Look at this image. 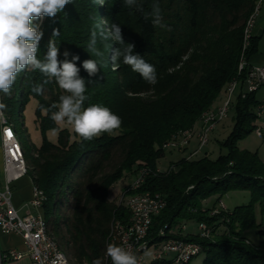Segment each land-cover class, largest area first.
Wrapping results in <instances>:
<instances>
[{
    "label": "trees",
    "instance_id": "16d2710c",
    "mask_svg": "<svg viewBox=\"0 0 264 264\" xmlns=\"http://www.w3.org/2000/svg\"><path fill=\"white\" fill-rule=\"evenodd\" d=\"M138 3L143 11L125 7L124 0H103V5L100 0H72L55 18L33 21L43 31L38 58L46 55L50 40L59 48L58 60L65 59V51L70 53L69 60L78 55L76 64L88 96L84 107H108L121 118L118 130L90 141L72 139L67 129H60L50 118L51 112L42 110L59 103L60 95L66 93L54 80L45 83L47 78L39 70L22 71L11 95L0 93L1 103L6 105L1 111L21 139L26 174L42 192L40 207L47 231L61 249L68 248L73 264H92L96 259L112 264L110 258L105 259L111 224L115 220L127 224L130 213L109 199V187L127 174L148 170L139 190L160 193L166 200L152 219L151 241L170 238L173 227L181 222H202L210 228L209 237L186 232L189 240L200 244L197 256H204L202 264H264V223H256L254 214V203L264 213V160L256 152L237 146V141L253 130L259 102L257 91L241 95L245 75L238 71L243 30L255 0ZM154 3L160 5L165 27H154L150 19H144ZM113 24L120 26L124 42L134 45V54L155 66L154 85L123 63L118 50L126 45L108 35ZM54 30L59 36H53ZM93 32L100 56L88 49ZM257 41L251 37L244 50L248 60L257 52ZM87 59L101 65L94 76L82 66ZM233 79H237L239 89L232 106V129L220 143L226 152L215 158L206 151L200 156V152L182 156L167 171L159 172L157 161L164 156L163 144L198 121L201 126L202 113L210 110ZM38 85L42 87L39 95L32 91ZM31 99L36 100L34 123L42 141L28 145L21 135L27 132L24 112ZM230 102L231 98L229 106ZM49 129L57 130L56 142L46 138ZM232 190L249 191L250 202L231 211L204 204L212 196L219 201ZM159 228L164 235H158ZM250 230L257 242L247 234Z\"/></svg>",
    "mask_w": 264,
    "mask_h": 264
},
{
    "label": "clouds",
    "instance_id": "9594fccd",
    "mask_svg": "<svg viewBox=\"0 0 264 264\" xmlns=\"http://www.w3.org/2000/svg\"><path fill=\"white\" fill-rule=\"evenodd\" d=\"M70 3L72 0H0V93L10 96L17 76L22 71L39 70L47 78L45 83L54 80L66 93L60 95L59 103L42 110L51 112L50 118L56 124L66 122L79 137L90 141L102 133L111 134L118 130L122 124L121 118L103 105L92 104L84 107L88 96L85 94V79L80 77V69L76 64L80 59L78 55H72L69 60L67 57L70 53L65 51V59L58 60L59 48L50 40L46 55L43 59L38 58L43 31L40 25L33 21L42 17L55 18ZM100 3L103 5V0H100ZM124 6L143 11L138 0H124ZM144 19H150L154 27H165L159 3L152 5L151 12L145 14ZM108 35L118 43L126 45L122 50H118L123 63L130 66L132 71L138 73L147 83L154 85L157 82L155 66L140 55L134 54V45L124 42L120 26L113 24ZM53 36H59V31L54 30ZM95 36L96 33L93 32L88 49L100 56V52L95 48ZM82 66L89 76H94L101 69V65L94 59L84 60ZM32 91L38 95L42 94V87L34 86ZM5 108L6 105L0 103V110ZM105 254L112 264H138L136 254L114 243L107 245ZM92 264H102V261L96 259Z\"/></svg>",
    "mask_w": 264,
    "mask_h": 264
},
{
    "label": "built area",
    "instance_id": "2783aa9c",
    "mask_svg": "<svg viewBox=\"0 0 264 264\" xmlns=\"http://www.w3.org/2000/svg\"><path fill=\"white\" fill-rule=\"evenodd\" d=\"M262 1L259 3L257 8V15H259ZM256 19V16H255ZM250 33L248 46L250 44ZM244 71V78L242 82L243 89H241V95L253 91H257L260 88H264V65H253L247 58H242L241 72ZM240 72V73H241ZM240 74H238L239 76ZM239 86H234L228 90L227 101L224 105H220L211 113V119H206V129H215L217 124L222 120L220 119V112L227 108L229 105V97H232ZM255 121L253 131L257 137L264 139V100L258 102L255 107ZM1 123V143L3 151V165L2 170L5 177V189L0 190V229L4 233H15L19 234L26 245L25 250L7 249L0 251V264H6L11 261H16L24 256H28L31 264H61V261L56 258L55 252L52 251L51 247L45 239H43L40 233V217L39 214L26 213L20 215L17 209L13 206L10 197V185L13 181L22 177L19 174L17 167V161L13 158L10 142L8 136L4 131V125ZM198 140V148L195 149V153L200 152L207 143L204 142V136H196ZM181 145V144H180ZM149 174H138L135 173L133 176V182L125 188L123 193V200H115L117 205H124L129 210V205H137V212L132 213V220L127 223V228L119 229L123 231L122 242H119V246L125 247L127 250L140 256V264H144L147 258L144 252L147 251L151 246L153 248L151 252V258L165 259V261H173V264H187L188 259H192L197 255L200 244L198 242L189 240L186 237L187 223L181 222L174 227L171 231L169 241H165L162 247H153L149 245V238L151 236L150 226L152 219L159 214V206H165L166 200L158 197H148L144 200H124V193L126 190H132L134 185H142L145 183L146 178ZM29 204L40 208V199L38 195H32ZM220 208L225 209L223 206ZM217 209L213 211L216 213ZM196 233L202 237L207 238L210 236V228L202 222L196 224ZM160 230V228H159ZM158 231L156 232V234ZM110 235L108 236L106 245L109 244ZM106 261L108 257L105 254Z\"/></svg>",
    "mask_w": 264,
    "mask_h": 264
},
{
    "label": "rangeland",
    "instance_id": "374dc122",
    "mask_svg": "<svg viewBox=\"0 0 264 264\" xmlns=\"http://www.w3.org/2000/svg\"><path fill=\"white\" fill-rule=\"evenodd\" d=\"M258 19V15L255 19V24ZM254 25V24H253ZM228 85L225 89L222 90L217 97L215 98L214 102L210 109H215L218 105H224L227 101L228 96ZM234 94L231 98L230 106L227 110L226 115L223 119L217 124L216 128L211 131L208 135L207 145L203 147L200 151L198 156L202 155L205 151L208 152V156L210 158H215L218 154H223L226 152V149L220 146V143L225 139L228 133L231 131L233 126V118H234V109L233 104L235 102ZM258 99L264 98V89L261 88L258 93H256ZM36 100L31 99L30 102L27 104V107L24 112V123L25 127L27 128V132L22 131V137L28 145L31 143L40 144L42 141V133L36 127L34 123V110H35ZM18 121V120H17ZM19 122V121H18ZM60 129H67L71 135L72 139L78 138V134H76L71 125L67 124L66 122L56 124ZM200 127V121L195 123L191 128H189L193 133ZM57 130L49 129L46 131V138L51 142L57 141ZM19 140L20 137L17 134ZM176 141L179 145L175 144L173 147L165 148V153L162 158L157 161V170L159 172L167 171L171 166L176 162L180 157H191L194 150L198 147L197 140L195 136L192 137L189 144H181V137H178ZM21 142V141H20ZM181 144V145H180ZM179 146V147H178ZM237 146L241 149H246L251 152H256L261 160H264V139H261L256 136L254 131L252 130L248 133L245 137L241 138L237 141ZM188 149V151H187ZM133 174H127L124 177H121L116 182H114L109 187V199L111 201L120 200L121 196L123 195V191L127 188L131 182L133 181ZM123 200V198H122ZM250 202V192L247 190H232L224 195L221 196L220 200H217V196H212L204 201L206 205H213L215 204L216 207L223 206L227 211H231L234 207L239 205H245ZM129 211V210H128ZM59 212V208L56 209V213ZM254 214H255V221L256 223H264V213L261 212V208L258 203H254ZM174 228V227H173ZM187 230L188 231H197V226L193 223H187ZM253 242H257V236L255 235L253 230H250L247 233ZM64 250L68 252V248L64 247ZM153 248L152 246L144 252L145 257L148 261L151 260V252ZM204 256L200 254L197 257H194L190 264H202ZM18 264H27L24 261H20Z\"/></svg>",
    "mask_w": 264,
    "mask_h": 264
},
{
    "label": "bare ground",
    "instance_id": "6f19581e",
    "mask_svg": "<svg viewBox=\"0 0 264 264\" xmlns=\"http://www.w3.org/2000/svg\"><path fill=\"white\" fill-rule=\"evenodd\" d=\"M264 0H255V5L253 8L252 13L249 15L247 18L244 30H243V39H242V53L240 55L239 63H238V71H241V65H242V58H245L244 55V50L248 47V42H249V37H250V31L252 28V25L254 24L255 21V16H257V8L259 3H261ZM237 79H233L232 82L229 84V89H231L234 86H237ZM0 103H1V94H0ZM229 108V105H227L226 109H223L222 112H220V119H223V117L226 115L227 110ZM217 109V108H216ZM214 109V110H216ZM213 109L206 110L202 113L201 115V126L199 129L193 133L190 129L184 130L180 132L178 135L174 136L172 140L166 142L163 144V148H168V147H173L175 144L179 145V143L176 141L178 137H181V144H188L189 141L192 139L193 136H204V142L207 143L208 141V135L213 129H206V119H211V113H214ZM0 121L4 125V131L6 136H8V141L10 142V149L13 155V158L16 159L17 161V167L19 169V174L22 176L26 175V170H27V164L23 156V151L21 147V142L14 131L11 123L9 120L4 116L2 111L0 110ZM198 144V140H197ZM179 147V146H178ZM198 148V147H197ZM196 148V149H197ZM195 153V151L192 153V155ZM148 171V170H147ZM147 171L141 170L139 174H146ZM149 173V172H148ZM151 175V174H150ZM155 175V174H154ZM133 182V181H132ZM142 185H134L132 186V191L133 193L131 194H124V200H144L148 199V197H158L165 199L160 193H151L148 192L147 190H142V192L139 190L141 189ZM130 193V192H129ZM33 195H38L39 199L41 200L42 198V192L40 190H37L36 188L33 187ZM123 195L121 196L120 200H122ZM165 206H159V213L160 211L164 208ZM137 212V205H129V213H130V220H132V213ZM40 217V233L47 242V244L50 245L52 251L55 252V256L57 259L61 261V264H73L72 259L67 255L66 251L61 249L60 245L56 242V240L51 236V234L47 231L46 227V220L42 214H39ZM127 228V224H123L122 222L115 220L111 224V231H110V240L109 243H114L116 245H119V242H122L123 239V231H119V229H125ZM164 230H160L158 235L162 236L164 235ZM170 238H165V239H155L151 241L149 238V245H153V247H162L164 245L165 241H169ZM201 250L198 248L197 255L199 254ZM195 255V256H197ZM194 256V257H195ZM138 258V264H140V256H137ZM191 259H188L190 261ZM144 264H173V261H165V259H156V258H151L150 261L145 260Z\"/></svg>",
    "mask_w": 264,
    "mask_h": 264
},
{
    "label": "crops",
    "instance_id": "0c3cea01",
    "mask_svg": "<svg viewBox=\"0 0 264 264\" xmlns=\"http://www.w3.org/2000/svg\"><path fill=\"white\" fill-rule=\"evenodd\" d=\"M250 32L252 33V37L257 38L258 41H257V52L251 55L248 61L253 65H264V3H262L261 5V9L256 24L254 22V25H252ZM259 90H261V88ZM259 90H257L256 93H258ZM262 100H264V98L259 99V102ZM2 165H3V151H2V143H1V123H0V190L1 191L5 189V184H6L2 170ZM32 195H33V184L31 178L27 174L11 183L10 185L11 202L20 215H24L29 212L35 214H43V210L41 207L36 208L29 204ZM12 248L22 251L25 250L26 245L23 238L19 234L4 233L0 229V251L12 249ZM20 261L21 262L24 261L27 264H31V261L28 256H24L19 260L11 261L6 264H18Z\"/></svg>",
    "mask_w": 264,
    "mask_h": 264
}]
</instances>
